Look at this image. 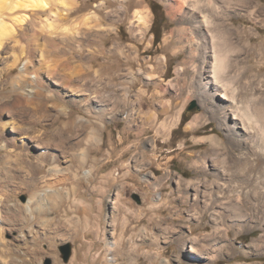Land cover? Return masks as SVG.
<instances>
[{"label":"rangeland","instance_id":"rangeland-1","mask_svg":"<svg viewBox=\"0 0 264 264\" xmlns=\"http://www.w3.org/2000/svg\"><path fill=\"white\" fill-rule=\"evenodd\" d=\"M95 1L88 2L74 13L72 20L88 14ZM137 1H126L125 6H131L129 16L136 10ZM236 2L231 12V23L240 32V36L235 35L242 50L238 61L245 60L253 68L247 74V82L251 88H258L256 91L263 99L264 0H245V5L242 3L244 0ZM153 3L160 7L157 14L152 10ZM143 4L152 13V27L145 41L141 43L130 35L128 19L120 24L118 33L105 39L107 49L116 42L128 53L138 47L136 60L128 61L121 56L108 54L90 60L88 50L96 49L99 42L87 33L80 39L84 49L75 50L68 56V61L72 65L82 63L85 78H94L96 71L100 70L99 75L109 79L116 71L119 76L114 78V83L120 82L119 78L127 71L138 72L139 68L146 71L148 67H153L161 76L166 92L157 96L156 93L160 91L158 80L148 85L138 76L132 95L141 89L147 91L140 110L159 113L155 124L143 127L142 119L135 124L124 118L111 119L106 128L99 131L102 142L98 144L88 141L86 133L76 136L73 129H68V148L63 149L51 140V132L63 130L65 123L80 115L91 121L87 131L98 129L94 118L86 116L80 106L72 103L51 107L54 101L43 97L40 100L44 106L40 107L39 113L49 111L50 119L46 117L49 120L43 118L44 121H36L38 124L26 116L13 120L11 105L20 97L14 90L13 80L21 74L26 57L1 79L0 111L3 109L8 115L0 117V125L5 127L6 135L11 133L10 125L13 123L19 124L21 131L25 130L24 141L28 142L30 148L27 154L38 168L41 167L38 155L42 156L51 147L56 152L67 150L68 161L61 166L70 170L55 176L50 175L52 166L49 164L44 170L17 165L14 162L17 151H13L10 158L7 154L12 149L0 143V264H46L48 259L52 261L51 264H108V256L110 264H264V213L256 214L260 219L248 218L245 224L243 222L236 226L225 218L226 226L231 227L228 235L214 243L203 240L213 237L216 213L213 214V210L205 207V204H200L201 216H192L196 188H186L180 181L196 180L203 173L204 178L200 176L204 179L201 184L205 186L213 181L216 171L229 176V169L214 168L213 163H219L220 157L236 159L244 149L238 142L230 143L221 118H215L204 108L203 103L211 105L216 97L213 100L212 93L210 97L202 93L198 73L189 66L180 79L177 77L176 68L188 55L187 50H180L182 44L178 42V36L173 37L179 27V17H183L178 8L179 0H143ZM219 5L223 4L219 2ZM45 18L47 16L44 15L39 20ZM152 35L154 39L149 47ZM169 36L170 43H165V38ZM19 38L17 36L16 40H22ZM6 42L0 48L1 73L12 66V57L18 53L16 48H12L17 46L15 39L9 38ZM37 46L43 49V41H37ZM159 57L166 58L164 73L160 69ZM25 81L28 88L27 83L32 81V75H25ZM105 91L112 92L113 89L106 86ZM193 102H196V106L189 111ZM63 106L72 111L71 120L59 116V109ZM178 111H181L180 121H175L166 134H157L160 122L167 118L175 119ZM184 113L189 120L181 128ZM195 118L198 119L196 126L188 127ZM39 137L44 141H41L40 148L35 147V144H40ZM213 137L225 147L211 151L210 138ZM259 141L264 146V137H260ZM263 146L260 154H264ZM84 149L88 150L89 157L87 164L81 167L79 155ZM141 150L144 151V160H138ZM194 161H197L196 165H192ZM92 167L93 172L86 176L85 171ZM51 188L52 191H49ZM24 196L27 197L26 202L22 201ZM214 197L218 199L216 194ZM28 206L32 211H28ZM202 241L208 242L204 248L213 250L214 246L220 252L217 250L214 258H210L214 251H207L209 254L206 257H195L181 248V242L201 247ZM65 243L73 246L68 263L62 260L59 251V246Z\"/></svg>","mask_w":264,"mask_h":264},{"label":"bare ground","instance_id":"bare-ground-1","mask_svg":"<svg viewBox=\"0 0 264 264\" xmlns=\"http://www.w3.org/2000/svg\"><path fill=\"white\" fill-rule=\"evenodd\" d=\"M90 1L93 0H0V48L5 45L9 38H13L17 46L12 48L18 50L16 56L12 57V66L2 73L0 72V81L6 73L16 68L24 56L26 57L21 74L13 80L14 90L20 96L17 102L11 105L13 120H21L26 116L38 124L43 118L49 116V111L39 113L40 107L44 106L40 99L49 97L50 101H54L51 107H57L60 103H72L80 106L86 116L94 118L97 122L98 129L92 128L87 131L91 121L80 115L77 118L74 117L73 121L65 123L63 130L51 132V140L56 141L57 145L63 149L68 148V129H73L76 136L86 133L88 141L98 144L102 142L99 131L106 128L107 122L111 119L124 118L132 124L142 119L141 125L143 127L148 124H155L159 113H146L140 110L143 96L147 94V91L141 89L132 95L139 79L138 76L146 80L148 85L153 80H158L160 91L156 93L157 96L166 92L161 76L155 72L153 67H148L146 71L140 70V68L138 72L127 71L122 78H119L120 82L114 83V78L119 76L116 71L114 72L115 75L109 79L106 78L107 80L99 75L100 70V72L96 71L94 78H85L84 73L86 72L82 63L75 62L72 65L68 61V56L75 50L84 49V46L80 44V39L87 33H90L91 37L99 42L96 49L88 50L87 57L90 60L107 54L109 56L118 55L128 61L136 60L139 56L137 55L138 47H134L136 49L128 53L120 43L116 42L112 48L107 49L105 39L114 33H118L120 24L126 19L129 21L130 35L139 42L145 41L150 33L152 13L148 7L144 6L143 0H138L135 3L137 8L130 16L131 6L129 5V8L125 6L127 0H96L88 14L72 20V15ZM219 2L223 5L220 6ZM235 2L236 0H179L178 8L183 17H179V27L173 34V37L174 35L178 36V42L182 44L180 50H187L188 52L182 65L176 68L178 79L185 74L186 68L189 66L198 73L201 78L202 93L209 97L212 93L213 100L216 97L211 105L206 104V102L203 103L204 108L210 111L215 118H221L224 129L228 131L230 143L238 142L244 149L242 155L236 159L220 157V160L217 159L219 163H213L214 168L219 166L221 169H229V176L216 171L213 181L205 186L201 184L204 180L201 179V177L204 178L203 173H200L201 177H197L196 180L180 181L186 188H196L194 214L192 216H201L200 204H205V207L213 210V214L216 213L213 218L215 222L213 237L209 236V238L203 239L208 242L213 241V243L220 237L228 235L231 230L229 229L231 227L226 226L225 218L233 221L232 226H236L243 224V222L245 224V220L248 218L260 219L258 218L259 215L257 217L256 214L264 213V154H260L263 144L259 141L260 137H264V98L262 99L261 95L259 97L260 93L256 91L258 88L256 90L251 88L247 82V74L253 68L248 66L244 62L245 60L238 61L242 50L235 35L240 36V32L231 23L233 5L235 6L237 3ZM242 3L245 5V0ZM44 15L47 18L39 20ZM26 35L28 38H24ZM17 36L22 40H16ZM153 39L154 36L152 35L149 47L152 46ZM39 40L43 41V49L38 47L40 44L36 47V42ZM170 40L169 36L164 41L170 43ZM62 46H64V50L61 49ZM8 61L10 60L8 59ZM158 61L161 72L164 73L166 58L159 57ZM27 74L32 75V81L27 83L28 88L25 87V75ZM106 86L112 88L113 91H105ZM20 106H22L21 110L19 109ZM167 110L164 109V111ZM59 111L60 117L64 116L71 120V110L68 111L63 106ZM177 114L175 119L167 118L160 122L157 134L169 132L175 121H180L181 111H178ZM0 115L4 118L8 114L4 113L2 109ZM48 118L50 119V117ZM197 118L192 120L188 127L192 128L197 123ZM0 126V143H4L12 149L7 155L12 158V152L17 151L15 164L26 165L30 169L34 167L37 170H44L49 164L52 166L49 173L55 176L70 170V168H62L64 166L62 164H66L68 161L67 150L66 152L64 150L56 152L52 147L49 148L50 150L44 152L42 156L38 155V164L41 166L38 168L30 160V154H27L30 148L28 142L24 141L25 130L24 132L21 131L19 124L17 126L16 123H13L10 125L11 133L6 135L5 127L3 124ZM41 141L43 140L40 138V144H35V147H42ZM210 144L211 151L225 147L219 139L214 137L210 138ZM1 146L4 148V145ZM88 157V150H82L79 155V166L84 167L88 162ZM143 158L144 151L141 150L138 160ZM196 164L197 161L192 163V165ZM92 172L93 167L85 171L84 174L88 176ZM205 175L208 178L206 173ZM200 187L204 189L201 188L200 190ZM213 189L215 190L213 191ZM49 191H52V188ZM215 194L218 199L214 197ZM28 211H32L30 206H28ZM243 227L245 226L243 225ZM202 242L201 247L190 246L186 242H181V248L195 257H206L209 252L214 251L215 253L213 252L211 257L209 256L214 258L217 250L220 252L214 246L213 250L204 248L208 242Z\"/></svg>","mask_w":264,"mask_h":264},{"label":"water","instance_id":"water-1","mask_svg":"<svg viewBox=\"0 0 264 264\" xmlns=\"http://www.w3.org/2000/svg\"><path fill=\"white\" fill-rule=\"evenodd\" d=\"M195 106H196V102H193V103L191 104V106L189 107V109H193ZM137 200H139V199L137 198ZM22 201H23V202H26V201H27V197L24 196V197L22 198ZM59 251H60V253H61V258H62V260H63L65 263H68V262L70 261L71 257H72V254H73V246H72V244H71V243H65V244H63V245H60V246H59ZM51 262H52V261H51L50 259H48V260L46 261V264H51Z\"/></svg>","mask_w":264,"mask_h":264},{"label":"trees","instance_id":"trees-1","mask_svg":"<svg viewBox=\"0 0 264 264\" xmlns=\"http://www.w3.org/2000/svg\"><path fill=\"white\" fill-rule=\"evenodd\" d=\"M159 6L155 3L152 4V10L155 14H157L158 10H159ZM158 36V35H157ZM190 111V109H189ZM189 119L186 118V113H184V116H183V119H182V122L180 124L181 128L184 127V125L188 122Z\"/></svg>","mask_w":264,"mask_h":264},{"label":"built area","instance_id":"built-area-1","mask_svg":"<svg viewBox=\"0 0 264 264\" xmlns=\"http://www.w3.org/2000/svg\"><path fill=\"white\" fill-rule=\"evenodd\" d=\"M107 261H108V264H110V263H109V256H108V259H107Z\"/></svg>","mask_w":264,"mask_h":264}]
</instances>
